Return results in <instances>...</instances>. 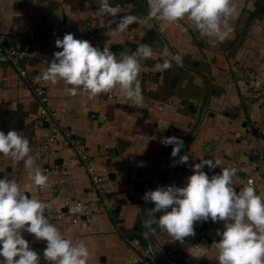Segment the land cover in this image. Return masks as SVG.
Listing matches in <instances>:
<instances>
[{
  "label": "crops",
  "instance_id": "1",
  "mask_svg": "<svg viewBox=\"0 0 264 264\" xmlns=\"http://www.w3.org/2000/svg\"><path fill=\"white\" fill-rule=\"evenodd\" d=\"M109 2L120 9L116 17L102 15L99 0H0V36L12 45L38 53L29 64L28 82L12 66L0 65V131L16 130L26 136L36 166L44 161L70 171L62 191L51 193L52 189H48L53 212L65 198L75 196L85 203L97 199L72 147L83 148L92 156L97 173L111 181L106 190L115 207L113 211L95 213L90 223L73 225L69 217L53 223L65 238L87 245L91 253L88 264H127L134 257L131 242L147 243L140 211L144 193L154 186L169 163L161 151V141L170 136L183 139L196 123L202 106L198 127L180 155H187L189 160L180 163L179 157L163 187L185 186L193 174L192 167L202 158L219 159L223 167L239 165L242 171L250 172L246 168L251 158L250 143L264 124V0H233L238 8V15L229 20L233 31L225 42L215 45L194 28L149 19L147 0ZM127 15L140 17L143 22L130 25L126 34H114L113 21ZM86 21L93 23L100 49L107 46L118 58L123 53H134L141 44L153 49V56L141 61L143 101L139 106L127 101L118 88L88 99L68 95L65 89L70 86L62 81L51 85L38 79L54 53L62 51L56 47L57 39L72 33L86 40L82 32ZM175 54L182 55V66L173 62L169 70L157 68ZM256 81L259 91L254 87ZM36 89L44 90L46 108L72 134L70 139L58 137L56 152L42 161L33 153L52 129L38 127L42 106L35 96ZM5 175L14 178L27 195L40 200L38 186L23 162L14 165L0 155V178ZM240 177L243 174L233 178L237 191L242 184ZM256 191L264 195V182ZM155 216L149 212L150 234L158 252L165 255L172 250L171 260L164 256L165 259L172 264H218V251L212 245L221 239L217 231L224 230V221L216 222L202 239L188 245L164 241L152 228ZM22 235L40 254V264H49L43 258L46 241H38L27 232ZM2 260L0 257V264Z\"/></svg>",
  "mask_w": 264,
  "mask_h": 264
},
{
  "label": "clouds",
  "instance_id": "2",
  "mask_svg": "<svg viewBox=\"0 0 264 264\" xmlns=\"http://www.w3.org/2000/svg\"><path fill=\"white\" fill-rule=\"evenodd\" d=\"M148 18L171 25L181 20L191 21L194 30L215 44L225 42L233 29L229 20L238 15L233 0H147ZM99 12L116 17L119 7L109 0H99ZM116 23L114 34H126L130 25L142 23L140 17L127 15ZM163 31V28H161ZM130 39L132 37H129ZM62 49L54 53L46 70L38 79L45 84L63 82L70 96L110 94L119 89L127 101L139 106L143 101L141 61L153 56V49L141 44L132 54L118 58L107 46L101 50L88 40L77 39L66 33L55 41ZM167 56V53H164ZM173 62L183 65L180 54L164 59L157 68L169 70ZM163 144L173 145L172 156L180 154L184 141L180 137H165ZM29 139L16 130L0 131V155L12 163L23 162L33 183L41 190L47 187L49 177L31 155ZM187 155L180 163H187ZM222 171L211 178L203 169ZM235 167H223L219 159H201L192 167L193 174L184 187H157L144 193V200L155 205L152 211L163 213L158 220L159 229L173 240L183 242L194 235V224L200 220L213 223L224 221L221 237L213 242L218 251V264H264V195H258L252 181L237 191L234 187ZM49 205L30 197L21 190L14 178H0V257L2 264H40V254L30 247L23 232L32 234L38 241H46L43 258L49 264H88L91 253L83 242L67 239L53 224L46 210Z\"/></svg>",
  "mask_w": 264,
  "mask_h": 264
},
{
  "label": "built area",
  "instance_id": "3",
  "mask_svg": "<svg viewBox=\"0 0 264 264\" xmlns=\"http://www.w3.org/2000/svg\"><path fill=\"white\" fill-rule=\"evenodd\" d=\"M174 25L181 28H193L191 21L187 19L178 21L174 23ZM82 32L86 37V40L90 41L93 46L100 48V39L96 34L95 28L91 21H86L83 24ZM37 55V52L31 51L23 46L12 45L7 41L6 38L0 36V65L12 66L17 71L19 77L25 80V82H28L29 80V64L37 59ZM233 69L234 68L232 67V70ZM257 87H259L260 90L261 87L258 82ZM35 96L42 106L40 112L42 120L39 122L38 127H44L47 125L48 128L52 129L51 135L46 137L45 140H43L38 145L35 152L33 153L36 158L42 161L44 159V156L48 157L50 155H54V153L56 152L54 146L57 143L58 137L64 135L65 138L70 139L72 137V134L71 132L65 130L61 122L56 118V115L51 113V111L46 108L45 105L48 101V98L44 90L36 89ZM250 145L251 158H249L246 165V168L250 169V172L242 171L243 166H235V168H237L238 170L236 175L240 176L241 174H243V177H240V179L242 180V184L240 185L239 190L247 186L249 181L253 182L256 189L258 187V184H262L264 182V124L262 125V127L258 128L255 131ZM72 149L75 152V158L77 159L78 164L87 172L92 187L98 194L97 199L93 202L85 203L83 201L77 200L75 196L71 198H65V200L61 204L57 205L56 212L51 211L48 189H52V191H50L51 193L62 191L63 188L66 187L68 178L70 177L71 173L66 167L61 168L49 166L46 162L43 161L40 164L39 168H41V170L46 175H48L49 181L47 187H45L43 190L38 187L37 191L40 196V200L49 205V209L46 210V215H49L52 223L63 220L65 219V217H69L73 224H78L81 221L90 222L92 216L95 213L101 210L113 211L115 209L106 190L107 185L111 183L109 177L101 176L97 173L95 166H93L92 156H89V154L83 148L74 146L72 147ZM198 163H200V161ZM203 170L208 173L210 178L213 174H217L222 171L221 167H217L213 171L210 170L207 166ZM162 214L163 213L157 212V224L159 217ZM214 224L215 223H213L211 219L207 221L200 220L195 222L194 235L186 237L183 242L173 240V238L165 231L160 230L159 226L158 234L164 241L176 242L181 244H191L199 239H202ZM131 245L134 249V257L127 264H161L149 248H146L137 241H132ZM164 254L167 259L171 260L170 257L172 255V250L166 251Z\"/></svg>",
  "mask_w": 264,
  "mask_h": 264
},
{
  "label": "water",
  "instance_id": "4",
  "mask_svg": "<svg viewBox=\"0 0 264 264\" xmlns=\"http://www.w3.org/2000/svg\"><path fill=\"white\" fill-rule=\"evenodd\" d=\"M203 104H204V98L202 100ZM202 110H203V106L199 109V115L197 118L196 123L194 124V126L192 127V129L183 137V141H184V147L181 149V152L178 156L173 157L172 156V149L173 146L171 145H165L163 143H161V151L165 154H167L168 156H170V160L168 165L165 167L164 171L162 172L161 176L158 178V180L156 181V183L154 184V186L149 190H155L157 189V187H163V181L168 178L171 169H173L174 166H176V162H178V159L182 153V150L186 147L192 133L194 132V130L198 127V124L200 122L201 116H202ZM47 126V125H46ZM112 178H114V176H112ZM142 206H141V217H142V221H143V227H144V234L147 240V245H149L152 249L153 254L156 256L157 260L161 263V264H172L170 261H168L167 259H165L164 255L162 254V252H158V248L153 240L152 235L150 234V219H149V212H153L152 209L155 207V205L151 202H147L145 200H143L142 202ZM120 207L118 206L115 210L116 213H119ZM152 228L154 231H158V224L157 223H153L152 224Z\"/></svg>",
  "mask_w": 264,
  "mask_h": 264
},
{
  "label": "rangeland",
  "instance_id": "5",
  "mask_svg": "<svg viewBox=\"0 0 264 264\" xmlns=\"http://www.w3.org/2000/svg\"><path fill=\"white\" fill-rule=\"evenodd\" d=\"M181 28V27H180ZM184 29V28H183ZM185 29H188V27H186ZM201 37H203V36H201ZM203 42V41H202ZM233 72H235V71H233ZM236 73V72H235ZM238 74L236 73V76H237ZM231 76L232 77H234V73H233V75L231 74ZM235 78V77H234ZM238 79L237 80H240L241 78H240V75H238V77H237ZM235 80V79H234ZM257 82L258 81H256V82H254V87L255 88H257V90L259 91V87H257ZM259 94V93H258ZM232 142H234V140L232 141ZM166 156H167V158L170 160V156H168L167 154H165ZM177 163V162H176ZM126 183V181H124L123 180V184H125ZM156 213V216H155V219L157 218V212H155ZM152 219H154V217H152ZM91 222V221H90ZM90 222H83V221H81V222H79L78 224H81V223H90ZM71 223H72V221H71ZM73 224V223H72ZM78 224H73V225H78ZM135 241H137V242H139V243H141L143 246H145L146 248H149L150 250H151V252H152V249H151V247L149 246V245H147V243H145V242H141V241H138V240H135ZM189 245V244H188ZM133 252H134V250H133ZM153 253V252H152Z\"/></svg>",
  "mask_w": 264,
  "mask_h": 264
}]
</instances>
